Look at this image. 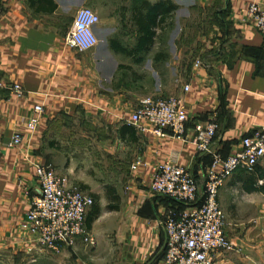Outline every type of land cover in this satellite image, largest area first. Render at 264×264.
Instances as JSON below:
<instances>
[{"label": "crops", "instance_id": "1", "mask_svg": "<svg viewBox=\"0 0 264 264\" xmlns=\"http://www.w3.org/2000/svg\"><path fill=\"white\" fill-rule=\"evenodd\" d=\"M86 1L0 0V264H19V257H29L28 264L42 256L72 257L76 246L83 245L76 240L56 254L28 249L20 226L30 200L38 194L34 165L51 164L53 142L70 140L68 127L76 116L93 118L86 120L88 129L83 122L74 135L78 147L85 151L92 136L93 147L86 146V151L92 149L100 167L113 176L126 171L132 175L124 186L119 215L109 219L110 236L118 243L115 249L104 260L96 249L90 255L77 249L85 257L74 258V264H165L162 221L175 205L147 190L152 166L167 159L186 166L200 189L210 155L197 153L190 143L193 126L214 121L217 129L210 149L225 157L237 149L242 135L264 125V40L251 25L238 21L242 6L264 0H194L209 2L223 19L207 41L199 65L189 64L185 76L175 52L163 56L165 18L159 23L157 14L155 25L149 26V9L142 3L157 0H92L99 17L93 27L96 45L84 52L65 45L72 17L63 28L57 17ZM170 1L179 5V0ZM151 30L154 36L149 41L146 34ZM157 52L161 55L154 58ZM13 84L21 94L14 93ZM153 95L183 102L184 140L173 138L168 129L156 136L127 123L138 99ZM35 103L43 111L28 135L22 123ZM13 132L21 133L22 141L8 146ZM135 160L139 164L130 170ZM249 174L236 169L218 189L223 230L233 248L213 254L214 264H264V187L245 190L244 177ZM250 175L252 186L264 183V155ZM248 209L252 212L239 215ZM102 218L97 217L88 231L96 242L107 230Z\"/></svg>", "mask_w": 264, "mask_h": 264}, {"label": "built area", "instance_id": "2", "mask_svg": "<svg viewBox=\"0 0 264 264\" xmlns=\"http://www.w3.org/2000/svg\"><path fill=\"white\" fill-rule=\"evenodd\" d=\"M98 21L97 13L91 8L77 7L64 37L65 45L79 52L91 50L97 43L93 27ZM238 21L251 25L264 40V2L252 1L242 6ZM193 65H199V60H195ZM2 86L0 83V89ZM11 89L15 94H21L17 84H13ZM186 89L187 85H184L183 90ZM42 111L40 103L32 105L30 115L22 123L28 135L35 130ZM186 120L180 99L145 96L138 99L127 123L156 136H161L162 131L168 129L173 138L184 140ZM216 129L214 121L197 123L189 136L197 153L210 155L200 189L191 171L172 160H164L150 169L147 190L185 205L179 210H168L162 221L165 264H214L213 254L233 248L223 230V213L217 192L236 169L253 172L258 159L264 155V125L242 135L237 149L225 157L210 149ZM21 141V133L13 132L7 145L17 146ZM138 164L139 161L135 160L129 166L130 170H135ZM34 174L38 194L30 200L20 225L25 231L28 249L56 254L64 247H72L76 240L92 246L94 240L84 223L85 211L92 203L91 197L69 186L49 163L35 164Z\"/></svg>", "mask_w": 264, "mask_h": 264}, {"label": "rangeland", "instance_id": "3", "mask_svg": "<svg viewBox=\"0 0 264 264\" xmlns=\"http://www.w3.org/2000/svg\"><path fill=\"white\" fill-rule=\"evenodd\" d=\"M83 6H87L92 9V0L86 1ZM213 7L209 2H195L194 0H179V5L172 14V28L166 30L165 45L162 48L164 58L172 57L173 53L180 58V66L182 74L185 76L187 66L193 64L195 60H199L205 53L207 41L212 37L211 34L215 32L216 20L213 15ZM74 12L68 11L57 17V25L59 28H63L71 20ZM183 77V76H182ZM153 81H150L152 84ZM156 96V95H153ZM169 95H161L156 97H168ZM81 115V113H80ZM79 116V115H78ZM92 116V115H91ZM93 120L92 117L88 116ZM86 117L77 116L74 120L70 121L69 129V141L59 143L54 141V160L50 161L54 167L56 174L66 179L68 184L82 191L85 194L91 196L92 205L97 207V215L93 221L101 215L105 220V227L107 229L103 231V236L98 238L92 246H84L78 244L72 253L73 256H55L51 258H40L35 264H74V258L82 260L85 256H79L77 249L85 250V253L90 255L92 249H96L101 260L108 259V254L115 249L118 243L115 242L114 237L110 236L109 219H115L119 215V207L122 206L125 199L124 186L128 185L131 179V173L126 171L120 176H113L108 173V169L100 167L96 162L92 151L93 142L92 136L87 140L85 145V151L78 147L76 138L77 131L82 130V124L89 125L90 120ZM98 119V118H97ZM88 129V128H87ZM91 130V129H89ZM73 141H72V140ZM86 146L91 147L90 150ZM123 198V201H122ZM89 207V208H90ZM89 210V209H88ZM87 210V211H88ZM239 212V215L244 217L252 212V209H248L243 213ZM87 213V212H86ZM245 214V215H243ZM236 215V214H235ZM100 221V220H99ZM91 228L89 226L88 231ZM99 230H101L99 228ZM90 234H92L90 232ZM76 253V254H74ZM27 258L19 257V264H28ZM38 259V258H37ZM31 263V264H34ZM101 264V263H100Z\"/></svg>", "mask_w": 264, "mask_h": 264}, {"label": "trees", "instance_id": "4", "mask_svg": "<svg viewBox=\"0 0 264 264\" xmlns=\"http://www.w3.org/2000/svg\"><path fill=\"white\" fill-rule=\"evenodd\" d=\"M142 4L147 5L148 9H149V15H148L149 26L155 25V18H156L157 14H159V23L161 22L162 17L165 18L164 26H165V34H166V32H167L166 30L172 28V25H173L172 14H173L174 10H176L177 5L173 4L170 0H157L152 4H149L147 2H143ZM213 15H214V19L216 20L215 22H216L217 26H220L222 24L223 13H222V15L221 14H215V12L213 11ZM146 36H147L148 40L150 41V39L154 36V30L149 31L146 34ZM119 51L123 53L124 49H119ZM159 55H161V53L157 52L156 54H154V58L158 57ZM246 174H247V172H246ZM250 174L246 175V177H244V181H245L244 188H245V190H247V191L253 190L254 191V190H257L258 188L262 189L264 187V183L259 185V186H252L251 185L254 181H253V178ZM157 196H162V195H157ZM163 197H165V196H163ZM166 198H168V197H166ZM168 199H170V198H168ZM170 200L175 205V208L173 210H179L185 206L181 202H177V201H174L172 199H170ZM96 215H97V207L92 205L90 207V209L87 211L86 216H85L84 223H85L86 228H89L92 220L95 218Z\"/></svg>", "mask_w": 264, "mask_h": 264}]
</instances>
